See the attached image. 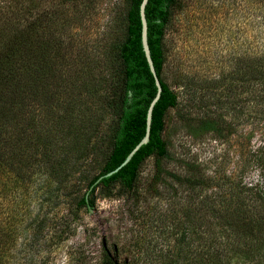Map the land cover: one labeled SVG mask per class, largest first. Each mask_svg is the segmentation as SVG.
<instances>
[{"label":"rangeland","instance_id":"1","mask_svg":"<svg viewBox=\"0 0 264 264\" xmlns=\"http://www.w3.org/2000/svg\"><path fill=\"white\" fill-rule=\"evenodd\" d=\"M263 3L176 0L166 26L164 76L177 94V104L166 117L164 137L172 157L164 168L182 175L187 174L185 162L197 163L211 177L206 187L189 192L167 179L170 186L156 184L159 192H155L154 160L149 157L140 172L137 199L102 197L97 189L93 207H81L72 234L52 247L54 222L74 208L100 170V151L112 118L108 101L117 67L114 57L124 34L125 0H0V49L13 35L34 40L38 51L45 43L54 74L46 87L37 86L36 105L30 102L21 113L25 120L49 127L44 139L36 143L29 137L30 144L16 147V137L24 141L33 130L27 125L24 130L21 119L12 118L19 126L11 129L8 151L22 158L17 169L27 178L17 193L2 191L0 185V210L12 212L17 206L24 224L34 217L28 235L39 227L41 214L46 215L36 242L18 236L12 264H99L102 237L112 254L117 248L119 264H163L176 253L185 228H194L191 236L203 246L211 244L220 253L226 248L222 264H264V257L256 259L251 253V260H245L235 254L239 250L231 248L237 235L226 223L235 211H244L237 208V187L264 185V99L260 98L264 91L257 86L258 93L251 82L235 80L234 91L213 89L214 81L231 86L216 77L221 80L241 69L244 64L239 63L246 62L250 51L261 57L264 45L254 43L250 48V43L259 39L255 34L264 32V24L256 25L259 30L251 25L262 22L256 14H261L259 8L253 7ZM209 111L223 114L231 126H224L220 135L198 129ZM60 152L67 161L61 170H39ZM171 184L177 191L169 189ZM43 192L46 196L40 198ZM241 245L247 248L243 240Z\"/></svg>","mask_w":264,"mask_h":264},{"label":"trees","instance_id":"2","mask_svg":"<svg viewBox=\"0 0 264 264\" xmlns=\"http://www.w3.org/2000/svg\"><path fill=\"white\" fill-rule=\"evenodd\" d=\"M141 1L125 0L124 34L123 39L117 46L114 57L117 67L111 85L112 94L108 101L112 118L108 124V132L104 135L106 145L100 151L102 160L100 170L89 180L87 193L76 201L74 208L54 222V225L57 226L49 236L51 237L50 243H52V247L63 242L72 234L74 230L72 223L78 218L81 207H93L95 202L93 194L97 189V194L102 197L126 195L128 198L137 199L140 189V172L149 157L154 160L155 168L152 175V186L155 188V192H159L155 187L156 184H163L165 187L170 186L167 179L187 188L189 192L202 190L211 179V177L204 174L200 165L194 162L184 163L187 174L181 175L164 168V162L172 157L168 141L164 137L166 117L168 110L177 104V94L170 87L164 76L166 61L164 46L166 26L176 0H148L145 6L150 55L162 86L160 96L152 110L149 140L134 152L126 164L111 175L104 176L118 167L145 135L147 110L151 100L156 95L154 78L149 69L141 42V19L139 14ZM257 8H259L261 14H256H259L261 16L260 20L264 22V3L261 7H253L254 10ZM262 22L253 21L251 25H253V29L259 30L256 25L263 26L264 23ZM22 35L20 37L17 35L8 37V40L0 49V185L3 186L2 191L13 189L12 192L16 193L24 188L27 177L26 173L21 172V169H17L22 158L17 152L10 153L8 151L11 140H13L11 129L19 126L17 122H12V118L17 116L18 119H21V126L24 130H26V125L27 127L32 126L33 130L24 141L23 138L16 137L14 144L16 147H20L26 142L30 144V140L40 143L50 131L49 127L40 126L39 122L32 118L29 121L25 120L21 113L27 109L30 102L34 105L39 100L37 86L46 87V84L54 77L51 61L47 58V44H42L44 50L38 51L36 42L34 40L29 42ZM255 35L259 39L253 38L250 48L251 44L254 43L261 42L264 45V41L261 40L264 32H259ZM261 51L262 54L259 58L254 55L256 52L251 56L252 51H250L246 62L241 60L239 63L240 66L242 63L244 64L241 69L238 68L234 73L228 72L221 80L216 77L218 82L225 81L226 83L229 81L231 86L226 87L224 84L215 85L216 81H214L213 89H218L219 92H224L226 89L234 91L237 87V83H233V80H235L241 83L246 82L247 84L251 82V87L254 90L259 93L257 87L259 86L260 91L263 92L264 48ZM42 96L45 100L48 97V95ZM255 98L257 99L258 97ZM260 98L264 99V93L260 95ZM40 106L44 107V104L40 103ZM197 125L198 129L202 131H210L217 135L223 132L224 126H231V124L226 122L224 115L216 111H212V113L209 111L205 117L199 120ZM61 154V152L55 154L51 159L52 162L43 164L45 167L39 168V170L50 169L51 172L57 169L61 170L60 166L67 163L64 155L62 156ZM100 176L103 177L98 180ZM174 187L175 185L171 184L169 189L177 191ZM237 188L239 189L238 195H236L239 198L237 208L244 211H235L233 217L228 218L226 221L231 231L237 235L236 239L232 241L231 249L239 250L235 254L245 260H251L253 254V258L256 259L264 257V185H244ZM174 193L176 194V192ZM43 194L44 192L40 198L46 196V193L44 197ZM0 211V264H12L15 258L13 251L17 248L16 240L18 236L20 234H23L25 238L30 236L32 243L36 242L37 233L40 234L44 230L43 226H45L44 223L46 221H43V217L46 215L44 213L41 214L42 218L37 222L39 227L35 229L34 233L32 232V235H28V231H32L30 224L34 221V217H29L28 224H24L21 217L23 215L19 212L17 206L14 207L12 212L8 211L5 213L2 210ZM161 227L162 225L158 229L162 230L160 229ZM195 232L194 228L183 229L178 245L174 248L176 253H172L169 256L171 260L163 264H222L223 259L220 256L227 249L225 248L220 253L221 250H214L211 244L207 247L203 246L199 239L191 236ZM238 238L240 243L237 242ZM194 240H197L196 242L198 243H195ZM242 240L247 248H241ZM251 245L252 247H250ZM251 253L252 255H250ZM112 255H108L103 248L99 264H115L114 259L118 260L117 253L113 252Z\"/></svg>","mask_w":264,"mask_h":264},{"label":"water","instance_id":"3","mask_svg":"<svg viewBox=\"0 0 264 264\" xmlns=\"http://www.w3.org/2000/svg\"><path fill=\"white\" fill-rule=\"evenodd\" d=\"M147 1L148 0H142L141 3H140V6H139V14H140V19H141V42H142V48H143L147 63L149 65V69H150V71H151V73L153 75V78H154V82H155V86H156V95L151 100L150 105H149L148 110H147L145 135L136 144V146L129 152V154L126 156L124 161L118 167H116L114 170L108 172L104 176H108V175H111L112 173L116 172L121 166H123L124 164H126L130 160V158L132 157L134 152L142 144L146 143L149 140L150 124H151L153 106L156 103V101L158 100V98L160 96V93H161V90H162V86H161L159 77H158V75L156 73V70H155V67L153 65V61H152V58H151V55H150V49H149V45H148V40H147V19H146V16H145V6H146ZM102 177L103 176H100V178H98V180L101 179ZM101 244H102L103 248L105 249V251L108 253V255L113 256L112 253L107 248V242H106V238L105 237H102ZM114 253H117V248L116 247H114ZM114 263L115 264H119L118 260H116V259H114Z\"/></svg>","mask_w":264,"mask_h":264}]
</instances>
